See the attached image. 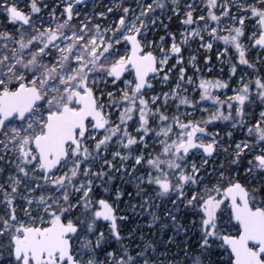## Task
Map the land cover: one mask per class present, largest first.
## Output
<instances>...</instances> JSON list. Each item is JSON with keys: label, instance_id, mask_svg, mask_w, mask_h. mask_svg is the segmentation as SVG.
I'll return each mask as SVG.
<instances>
[{"label": "snow or ice", "instance_id": "obj_1", "mask_svg": "<svg viewBox=\"0 0 264 264\" xmlns=\"http://www.w3.org/2000/svg\"><path fill=\"white\" fill-rule=\"evenodd\" d=\"M0 264H264V0H0Z\"/></svg>", "mask_w": 264, "mask_h": 264}]
</instances>
